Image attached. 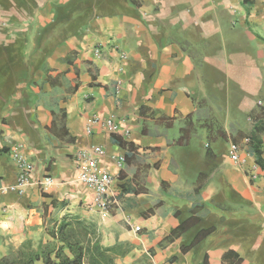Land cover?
Segmentation results:
<instances>
[{
	"label": "crops",
	"instance_id": "0c3cea01",
	"mask_svg": "<svg viewBox=\"0 0 264 264\" xmlns=\"http://www.w3.org/2000/svg\"><path fill=\"white\" fill-rule=\"evenodd\" d=\"M263 36L264 0H0V258L25 241L39 249L48 223L73 214L97 223L104 246L131 247L120 264H264V171L226 157L260 120L241 86L264 65ZM16 146L33 167L19 193L6 190ZM93 146L113 179L106 212L78 180Z\"/></svg>",
	"mask_w": 264,
	"mask_h": 264
},
{
	"label": "trees",
	"instance_id": "16d2710c",
	"mask_svg": "<svg viewBox=\"0 0 264 264\" xmlns=\"http://www.w3.org/2000/svg\"><path fill=\"white\" fill-rule=\"evenodd\" d=\"M258 120V119H257ZM255 120L252 132L247 138L248 152L254 157V163L264 171V161L261 153V140L259 135L264 133L263 123ZM189 128L182 129L177 144L187 143ZM116 142L129 150L132 144L125 143L120 138ZM127 156L124 157L126 161ZM175 215L178 213L175 212ZM184 221L177 233L185 232L197 224L196 212ZM211 230L200 231L193 241L184 250H187L210 234ZM46 233L49 238L39 249H35L30 241L23 242L13 253L0 258V264H119L131 250L126 243H115L112 246H104L101 243V232L97 223L79 215L65 214L58 221L48 223ZM145 259H140L131 264H144Z\"/></svg>",
	"mask_w": 264,
	"mask_h": 264
},
{
	"label": "built area",
	"instance_id": "2783aa9c",
	"mask_svg": "<svg viewBox=\"0 0 264 264\" xmlns=\"http://www.w3.org/2000/svg\"><path fill=\"white\" fill-rule=\"evenodd\" d=\"M94 54L96 56L100 55V46H97L94 49ZM258 104H261V102ZM93 123H100L111 131L114 129V125L111 120L101 122L100 120L95 119L93 120ZM86 133L91 134L90 127L86 128ZM242 143L248 144L249 139L245 138ZM12 156L16 163V181L14 185L7 187L6 190L19 193V189L28 181L33 167L22 155L19 146H16L13 149ZM103 156V148L99 146H93L90 151H82L77 157L79 162L78 180L85 184L93 193V205L96 208V211L100 212H106L117 205L116 200L111 194V183L113 179L111 175H109L105 170L99 168L98 159ZM226 157L230 163L237 166H243L245 165L248 156L241 149V146L238 143L231 142L229 144ZM113 160L115 161L118 168H121L125 162L124 157L121 155L113 157ZM245 174L250 181L254 180L255 166H248L245 170ZM51 184L52 179L49 175L43 176V178L39 181V186L43 189L50 186Z\"/></svg>",
	"mask_w": 264,
	"mask_h": 264
},
{
	"label": "rangeland",
	"instance_id": "374dc122",
	"mask_svg": "<svg viewBox=\"0 0 264 264\" xmlns=\"http://www.w3.org/2000/svg\"><path fill=\"white\" fill-rule=\"evenodd\" d=\"M233 16H235V15H233ZM234 21H235L234 18L231 19L232 23H234ZM216 23H217V21H216ZM262 39L264 41V36ZM241 45H242V43H241ZM237 55L240 56L242 54L238 53ZM263 74H264V65L261 69H260V67L249 68L245 72V75H244L245 80L243 81L242 86H241V91H242L241 97H242L243 101L245 102V104H247V105L251 104L253 102H256V100H259L261 102V104H256V108L258 109V111L260 113V123L264 122V83H262V80H261L263 78V82H264ZM258 85H259V89H261L260 90L261 93H259ZM239 87H240L239 85L232 84V87H230V88L227 87L226 94L230 93V94L234 95L235 92L239 91V89H238ZM231 142L238 143L241 146V149L246 154H249L248 144H243L241 142V140L240 141L231 140ZM249 156H250V154H249ZM36 264H41V263L38 262ZM144 264H149V262L147 260H145Z\"/></svg>",
	"mask_w": 264,
	"mask_h": 264
}]
</instances>
